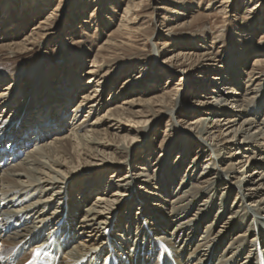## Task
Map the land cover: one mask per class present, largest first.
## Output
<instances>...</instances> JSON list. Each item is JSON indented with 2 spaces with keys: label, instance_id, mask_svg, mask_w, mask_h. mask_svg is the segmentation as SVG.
<instances>
[{
  "label": "bare ground",
  "instance_id": "bare-ground-1",
  "mask_svg": "<svg viewBox=\"0 0 264 264\" xmlns=\"http://www.w3.org/2000/svg\"><path fill=\"white\" fill-rule=\"evenodd\" d=\"M135 8L129 4L121 24L112 31L102 49L121 46L115 34L123 32L121 30L126 26L123 22L129 19L128 13ZM34 34L5 46L24 49L34 42ZM199 37L205 41V37ZM236 51L231 59V64L236 66H233L234 78L230 77L229 68H207V63L213 60L210 52L176 56L179 59L176 62L198 58L195 63L192 61L190 68L208 70L202 89L206 91L212 86V89H207L210 93L205 96L206 100L201 102L203 108L199 112L202 115L191 123L194 137L206 142L204 145L200 140V143L196 141L200 148L198 154L203 156L211 151L198 177L194 175L198 165L196 158L184 169L191 141L188 138L182 155L179 153L175 161L176 165L168 171L156 162L152 163L156 166L152 169L154 166L149 162L141 164L135 161L138 150L133 145L134 139H138L126 134L129 129L125 127V121L136 119L133 121L136 124L143 123L141 118L149 116V113L160 114L159 106L165 107L170 117L175 112L187 110L182 92H175L174 99H168L165 94L150 98L134 95L119 104L115 98L124 92L116 91L113 93L114 103L108 105L106 114L98 115L94 121L83 119L84 122H79L84 108L88 113L96 114L106 104L103 91L113 80L102 73V65H97V59L86 71V84H83L79 66L70 67L77 58L66 61L67 68L71 70L69 79L73 83L64 90L60 86L57 88L54 70L34 73L38 77L34 85H27L30 89L33 86L25 99L29 97L32 100L28 102L27 110L21 105L15 108L24 74L14 76L5 86L0 82L1 262L28 263L32 259V248L19 258L15 254L29 246L41 248L53 236L67 245L82 237L80 244L65 250L59 264H264V219L260 220L264 217V190L260 191L264 188V160L257 162L264 159V117L258 118L260 111L264 110V70H261L264 53L257 52L249 68L252 71L247 75L248 69L241 67L249 54L243 49ZM78 57L82 62L83 54ZM256 65L259 68H255ZM180 67L184 70L182 72L190 71L186 62H182ZM243 73H246L247 80ZM242 79L246 82L244 87ZM102 85L104 89L101 92L99 87ZM43 86L47 87L44 98L39 92ZM85 88L88 90L67 111L65 105L71 104ZM260 95L263 97L259 98ZM229 105L237 108L234 113L229 110ZM26 111L31 112L32 120ZM243 115L245 118L240 122ZM225 125L227 128L224 130ZM151 127L147 129L152 131ZM148 130L142 133V138L148 135ZM57 133L62 137L57 138ZM52 134L55 136L51 139H56L53 146L42 144ZM32 141L37 146L41 145L40 150L44 154L39 156L47 157L48 163L29 152L27 146ZM231 147H234L233 155L227 159L223 153H231ZM109 150L113 152H107ZM22 152L25 155H21ZM239 152L249 155L250 174L255 173L249 181L241 176L246 169L243 161H239L241 157H236ZM73 154L79 156L77 161L73 160ZM81 154L90 158L102 156V163H91L87 173H82L80 167L71 171L70 168L80 158L86 160L80 157ZM165 154L166 162L169 153ZM122 164L127 170L123 175L120 174ZM45 168L49 169L48 172L44 171ZM213 170L214 174L211 173ZM116 174L117 180L112 179L111 176ZM181 174V181L176 184ZM81 178L85 181L80 188L83 192L75 194L72 189ZM224 183L226 185L222 186ZM111 187L114 188L109 195ZM235 191V201L230 205L229 198ZM95 192L96 199L91 203L89 201ZM259 193L262 197L255 199ZM126 205L128 209H125ZM134 207L137 211L133 210ZM228 238L231 239L226 241Z\"/></svg>",
  "mask_w": 264,
  "mask_h": 264
},
{
  "label": "rangeland",
  "instance_id": "rangeland-1",
  "mask_svg": "<svg viewBox=\"0 0 264 264\" xmlns=\"http://www.w3.org/2000/svg\"><path fill=\"white\" fill-rule=\"evenodd\" d=\"M129 4L136 8L128 13L127 19H129L123 22L126 25L121 30L123 32L115 34V39L121 46L117 49H102L112 31L121 24ZM43 21L45 23H42ZM34 32L36 33L34 34V42L28 44L24 49L5 46L8 43H13V41L21 42ZM196 35L205 37V41L200 40L201 38ZM210 46L213 47L210 48ZM230 49H234L232 53L238 52L236 49H243L249 54L245 60V65L241 67L243 70L248 69V73L246 72L248 75L252 71L249 68L257 52L262 51L264 53V0H0V82L5 86L8 81L13 80L14 76L24 74V79L20 81V94L16 97L15 108L17 105H21L23 109L25 108L24 110H27L30 105L28 102L32 100L29 97L28 100L25 101V99L33 88L31 86L30 89V86L27 87V85H34L38 77L34 73H39V71L44 74L54 70L57 74V77L55 76L57 88L60 86L63 90L68 89L73 81L69 79L71 70L67 68L66 61L74 57L77 60L70 67L75 65L78 68L79 66L83 84H86L88 79L86 71L90 69L94 63L92 61L95 59L98 60L97 65H102V73L109 80L113 78L108 88L103 91L106 104H103L101 110L96 114H90L87 112L88 109L84 108L78 118L79 122L89 119L94 121L98 115L102 117L104 113L106 114L108 105L114 103L113 93L116 91L124 92L115 98V102L119 104L122 103L123 99L134 95L150 98L165 94L168 99H174L176 98L175 92H182L183 102L187 105V110L175 112V115L172 114L170 117V114L165 111V107L159 106L157 110L160 111V114L155 116L156 114L149 113V116L141 118L143 123L136 124L133 122L136 119L125 121V127L129 129V133L126 134H131V138L136 136L138 139L137 141L134 139L133 145L138 150L135 153V161H140L141 164L149 162L152 166H154L152 163L156 162L162 168L164 167L163 170L165 168L171 170L173 165H176L175 161L178 160V155L183 151V146L188 139L191 141L189 152L186 154L187 165L184 169L196 158L195 163L198 165L194 170V175L198 177L203 171L207 158L211 156L210 150L205 152L203 156L198 154L200 148H198L197 142L200 140L204 145L206 142L194 137L195 130L191 124L195 118L202 115L199 112L203 108L201 102H204L205 96L210 93L207 89H212V86L207 87L206 91L202 89L206 83L204 80L206 74L209 72L204 69L193 68V70L190 68L192 61L195 63L198 58L176 62L179 60L176 59V56L178 54L188 55L187 53L192 52H195V55L210 52L214 61L207 63V68L212 67V69L217 70L229 68L227 71L230 72V77L234 78V67L236 66L231 64L233 55ZM80 54H83L82 62L78 57ZM182 62H186L190 69L189 72H182L184 71L180 67ZM255 68H259V66L256 65ZM261 70H264V67H261ZM246 73H243V78L247 80ZM262 74L264 75V71ZM262 79L264 80V77ZM242 81L244 87L246 82L244 79ZM38 84L41 85V81H38ZM173 88L175 89L173 90ZM99 89L102 92L103 85ZM45 90H47L45 86L39 88V92L43 93L42 98L45 97ZM86 90L88 89L85 88V90L80 91L71 104L65 105L67 111L76 105L80 100V95ZM262 97L263 95L259 98ZM43 104L42 107H44ZM235 109L237 108L229 105L231 112L234 113ZM192 110L197 112H192ZM30 113L26 111L27 117L29 116V120H32ZM69 114L72 113L69 112ZM263 117L264 110L260 111L258 118ZM244 118L245 115L241 116L240 122ZM150 126H152V131L147 129ZM71 127L72 124L67 126L68 129ZM130 128L133 129L132 132H130ZM226 128V125L223 126L224 130ZM59 129L61 131V128ZM141 129H143L142 133L148 130V135L145 138L141 137L143 135L139 132ZM230 130L232 129L228 131ZM63 133L65 132H61V134ZM61 134L57 133V138L62 137ZM53 136L55 135H49L42 144L47 143L53 146L56 140L51 139ZM36 146L35 142L32 141L27 148L31 154L40 157L39 155L44 154V151L40 150L41 145ZM233 148H230L231 151L229 152L231 153H223L225 158L229 159L233 155ZM107 152L112 153L113 151ZM165 153H169L166 161L167 166ZM21 155H25V152H22ZM245 155L246 157H244ZM27 156L28 154L24 157ZM247 156L249 155L242 152L236 154V157H241L239 161H243L242 165L246 169L241 174L245 181L251 180L255 174H250L252 169L249 168L250 163H247ZM78 157V155L73 154L72 158L77 161ZM80 157L86 160L80 158L79 162L70 168L71 171L80 167L83 169L82 173H87L88 169H91L89 168L91 163L101 164L100 159L103 158L102 156L90 158L83 154ZM149 157L150 159H148ZM40 159L46 163L49 162L47 157H40ZM119 160L122 161L123 157ZM263 160L258 159L257 162ZM224 163H227V160ZM136 164L138 165V163ZM123 166L124 164L120 166L122 167L121 175L127 171ZM58 169L59 167H56V170ZM48 170V168L44 169L45 172ZM63 170L66 169L63 168ZM211 173L214 174V170ZM46 174L49 176L48 173ZM53 174L51 173V175ZM116 176L118 174L115 177L111 176V178L116 179ZM181 178L182 174L178 177L176 184H179ZM192 182L193 180L189 181V187ZM84 183V179H79V182L77 181L72 189L73 193L83 192L80 188ZM225 185L226 183L222 186ZM256 187L262 186L256 185ZM113 188L108 189L109 195ZM262 190L264 188L260 191ZM236 191L229 198L228 203L230 205L235 201ZM96 193L91 196L89 202L95 201ZM260 197H262V193L257 194L255 199ZM125 209H128L127 205ZM133 210L137 211L136 207ZM225 219L226 216L223 220ZM263 219L264 217H260V220ZM262 223L264 224V220ZM81 238L77 237L76 242H74L75 240L71 241L70 246L80 244ZM231 238L226 239V241Z\"/></svg>",
  "mask_w": 264,
  "mask_h": 264
},
{
  "label": "snow or ice",
  "instance_id": "snow-or-ice-1",
  "mask_svg": "<svg viewBox=\"0 0 264 264\" xmlns=\"http://www.w3.org/2000/svg\"><path fill=\"white\" fill-rule=\"evenodd\" d=\"M245 19H247V17H245ZM0 259H2V257H0Z\"/></svg>",
  "mask_w": 264,
  "mask_h": 264
}]
</instances>
